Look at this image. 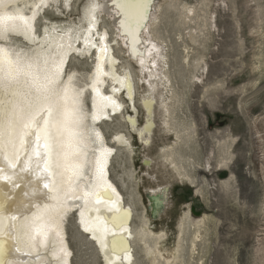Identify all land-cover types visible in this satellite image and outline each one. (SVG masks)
<instances>
[{"label":"bare ground","instance_id":"obj_1","mask_svg":"<svg viewBox=\"0 0 264 264\" xmlns=\"http://www.w3.org/2000/svg\"><path fill=\"white\" fill-rule=\"evenodd\" d=\"M105 1L89 0L79 23L62 25L43 16L47 23L40 32L38 21L47 15L45 8L65 15L76 0H0V264H73L67 224L74 216L103 264H135L136 244L143 245L151 264H178L186 233L191 234V254L202 240L205 220H193L184 212L177 246L165 248L167 231H154L151 225L166 213L168 188L146 189L152 216L146 208L135 226L138 189L130 187L127 197L122 189L129 187L126 177L121 175L119 182L113 178L119 150L131 157L135 150L121 130L108 140L103 128L107 119H122L141 143L151 145L159 105L162 129L181 136L171 123L174 110L168 100L173 96L161 101L155 96L161 75L168 92L171 88L162 71V47L148 35L156 15L149 25L145 22L154 0H108L107 11L120 32L116 36L121 35L123 44L128 39V52L139 63L138 80L148 84L145 94L138 93L146 113L143 126L133 72L115 54L117 43L108 28L99 24ZM76 56L92 59L87 78L71 66ZM160 154L164 167L171 165L182 174L173 146L163 147ZM146 159L145 166L152 169V157ZM120 166L125 173L123 163ZM131 176L137 179L135 170ZM143 177L157 179L147 171Z\"/></svg>","mask_w":264,"mask_h":264},{"label":"rangeland","instance_id":"obj_2","mask_svg":"<svg viewBox=\"0 0 264 264\" xmlns=\"http://www.w3.org/2000/svg\"><path fill=\"white\" fill-rule=\"evenodd\" d=\"M87 3L76 0L65 15L45 8L47 15L41 14L38 21L40 32L47 23L43 16L62 25L79 23ZM108 10L106 0L99 24L108 28L112 42L117 43L115 54L133 72L135 104L143 126L146 113L138 93L145 94L148 84L138 80L139 63L128 52V39L123 44L121 35L116 36L119 31ZM155 15L148 35L162 47V71L168 74L171 88L168 92L161 75L155 96L158 101L173 96L168 100L174 110L171 123L182 139L162 129L159 105H155L157 127L151 145L141 143L122 119H107L103 128L108 140L115 130H121L131 137L135 150L133 157L119 150L113 178L119 182L121 175L126 177L129 187L122 189L127 197L130 187L138 189L135 226L140 225L146 208L152 216L146 189L168 188L166 213L151 228L167 231L164 246L169 250L177 246L178 223L184 212H190L193 220H205L206 229L193 254L187 230L178 264H264V0H154L146 26ZM92 65V59L78 56L71 62L86 78ZM120 96L128 100L125 94ZM165 146H173L181 175L171 165L163 166L160 151ZM146 157H152V169L145 166ZM134 170L137 179L131 176ZM146 171L157 179L143 177ZM140 176L144 182L136 186ZM67 229L75 254L73 264H103L75 216L70 217ZM142 248V244L135 245V264H151Z\"/></svg>","mask_w":264,"mask_h":264},{"label":"snow or ice","instance_id":"obj_3","mask_svg":"<svg viewBox=\"0 0 264 264\" xmlns=\"http://www.w3.org/2000/svg\"><path fill=\"white\" fill-rule=\"evenodd\" d=\"M45 187H47V185H45Z\"/></svg>","mask_w":264,"mask_h":264}]
</instances>
